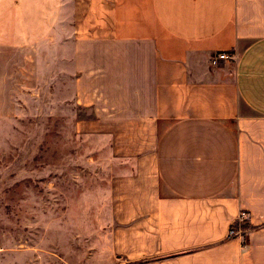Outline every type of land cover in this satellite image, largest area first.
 <instances>
[{
  "label": "crops",
  "instance_id": "1",
  "mask_svg": "<svg viewBox=\"0 0 264 264\" xmlns=\"http://www.w3.org/2000/svg\"><path fill=\"white\" fill-rule=\"evenodd\" d=\"M8 3L46 7L28 33L40 37L62 2ZM70 4L74 101L92 113L83 133L127 164L111 178V254L264 264V0ZM2 29L15 33L13 16ZM219 51L232 58L210 65ZM240 212L248 227L228 236Z\"/></svg>",
  "mask_w": 264,
  "mask_h": 264
},
{
  "label": "rangeland",
  "instance_id": "2",
  "mask_svg": "<svg viewBox=\"0 0 264 264\" xmlns=\"http://www.w3.org/2000/svg\"><path fill=\"white\" fill-rule=\"evenodd\" d=\"M70 1L40 37L28 33L46 7L0 4V264L136 263L111 254V178L127 164L83 133L92 113L74 101Z\"/></svg>",
  "mask_w": 264,
  "mask_h": 264
},
{
  "label": "built area",
  "instance_id": "3",
  "mask_svg": "<svg viewBox=\"0 0 264 264\" xmlns=\"http://www.w3.org/2000/svg\"><path fill=\"white\" fill-rule=\"evenodd\" d=\"M231 58H232V56L229 53H227L225 51H219V52H216L215 54H213L211 56V58L209 59V64L212 66H215L218 63V61L227 60V59H231ZM235 220L237 221V227L236 228L233 226L229 227L228 236H234V235L240 236L241 235L239 223H241L243 220H245L244 213L240 212Z\"/></svg>",
  "mask_w": 264,
  "mask_h": 264
},
{
  "label": "trees",
  "instance_id": "4",
  "mask_svg": "<svg viewBox=\"0 0 264 264\" xmlns=\"http://www.w3.org/2000/svg\"><path fill=\"white\" fill-rule=\"evenodd\" d=\"M231 226H233V227L236 228L237 227V221L236 220L233 221V223H231L229 227H231ZM239 227H240V230H241V233L240 234H242V230H245V228H247L248 225L245 222V220H243L241 223H239ZM141 263H142V261H136L135 264H141Z\"/></svg>",
  "mask_w": 264,
  "mask_h": 264
}]
</instances>
